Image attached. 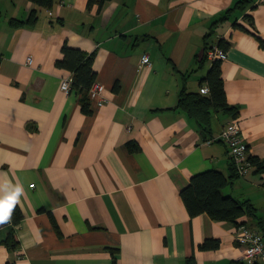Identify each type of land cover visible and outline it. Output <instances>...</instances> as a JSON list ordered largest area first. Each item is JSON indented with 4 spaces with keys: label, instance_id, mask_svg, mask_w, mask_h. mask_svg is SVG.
Returning <instances> with one entry per match:
<instances>
[{
    "label": "crops",
    "instance_id": "1",
    "mask_svg": "<svg viewBox=\"0 0 264 264\" xmlns=\"http://www.w3.org/2000/svg\"><path fill=\"white\" fill-rule=\"evenodd\" d=\"M87 1L0 0V198L23 189L20 223L0 222V264H247L238 226L189 217L180 192L217 171L222 195L255 211L237 222L264 229V0ZM64 45L93 59L102 105L89 114L80 93L60 90ZM214 48L232 110L210 108L205 134L178 100L207 87ZM233 121L261 164L246 177L222 142L206 143ZM206 240L218 248L201 250Z\"/></svg>",
    "mask_w": 264,
    "mask_h": 264
},
{
    "label": "trees",
    "instance_id": "2",
    "mask_svg": "<svg viewBox=\"0 0 264 264\" xmlns=\"http://www.w3.org/2000/svg\"><path fill=\"white\" fill-rule=\"evenodd\" d=\"M41 9H50L55 0H26ZM108 0H88L87 9L94 5L98 10ZM249 4L248 0L243 1L238 7L243 8ZM36 20L34 11L30 14L27 24H32ZM219 47L225 49L223 43ZM63 58L57 62V66L65 69L71 74V88L81 94V109L85 114L90 113V100L88 92L96 79V72L93 70V59L90 55L83 53L81 50L73 49L64 45L61 49ZM209 93L208 95L182 93L179 96L178 107L189 115L199 125L203 133L206 134L208 128V118L210 108L219 110H232L228 107L225 100L223 81L221 77L220 62L214 61L204 79ZM115 86L113 91H117ZM236 114H234L235 116ZM253 165L261 166L257 159H250ZM227 179L217 171H205L192 176L187 186H185L180 196L187 210L189 217L206 214L212 220L218 222H231L240 226L237 221L243 215L255 216L253 207L246 203L240 202L233 197L223 196L222 190L227 186ZM22 219L21 211L18 207H13L10 217L6 220L13 227L17 226ZM264 239V229L260 231ZM3 245L11 252L18 249V242L15 240L13 230H10ZM219 246L217 240H206L200 245L201 250H214ZM193 259L190 260V263ZM5 264H15L10 260Z\"/></svg>",
    "mask_w": 264,
    "mask_h": 264
},
{
    "label": "built area",
    "instance_id": "3",
    "mask_svg": "<svg viewBox=\"0 0 264 264\" xmlns=\"http://www.w3.org/2000/svg\"><path fill=\"white\" fill-rule=\"evenodd\" d=\"M208 57L213 60H225L226 55L221 50L214 48L208 52ZM2 57L0 56V64L2 63ZM26 65H32V58L28 57ZM142 66H150L149 58L144 56L141 60ZM71 78H64L60 83V90L66 95L70 94ZM102 87L99 83L94 82L88 92L90 101L97 102L98 106L102 105L101 99ZM209 90L207 87L200 89V94L207 95ZM216 141L222 142L229 150L230 159L234 167V171L239 177H246L251 172V162L248 157V148L245 144L241 130L236 121L228 123L223 127L220 134L208 140L206 143H213ZM34 185H30L33 188ZM235 240L238 246L242 250L243 260L247 264H264V239L260 231L249 228L245 225H240L235 230Z\"/></svg>",
    "mask_w": 264,
    "mask_h": 264
},
{
    "label": "clouds",
    "instance_id": "4",
    "mask_svg": "<svg viewBox=\"0 0 264 264\" xmlns=\"http://www.w3.org/2000/svg\"><path fill=\"white\" fill-rule=\"evenodd\" d=\"M22 191V187L17 186L14 190L4 195L3 198H0V222L10 217L11 210Z\"/></svg>",
    "mask_w": 264,
    "mask_h": 264
}]
</instances>
